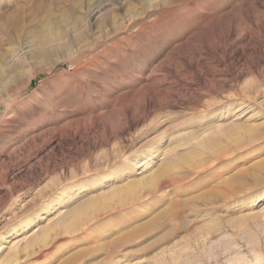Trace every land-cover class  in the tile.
Listing matches in <instances>:
<instances>
[{
    "label": "rangeland",
    "instance_id": "rangeland-1",
    "mask_svg": "<svg viewBox=\"0 0 264 264\" xmlns=\"http://www.w3.org/2000/svg\"><path fill=\"white\" fill-rule=\"evenodd\" d=\"M261 195L264 0H0V264H264Z\"/></svg>",
    "mask_w": 264,
    "mask_h": 264
},
{
    "label": "bare ground",
    "instance_id": "bare-ground-1",
    "mask_svg": "<svg viewBox=\"0 0 264 264\" xmlns=\"http://www.w3.org/2000/svg\"><path fill=\"white\" fill-rule=\"evenodd\" d=\"M42 56H44V55H42ZM26 59H24L23 61H22V63H24V61H25ZM72 64V63H71ZM55 65V62H47L46 64H43V66H44V68H41V69H39V71H37L36 73H30V72H24L23 70H21V73H17V74H15V78H14V80H12V82H11V84H9V85H7V86H3L2 84H1V87H2V92L3 91H5V93H3V99L5 98V97H7V95H10L12 92H14V87H15V84L14 83H17V86L19 85V84H21L22 83V81H23V79L25 78V81H24V83H23V85L22 86H20L19 87V89H24V88H26L29 84H30V81H31V78L32 77H34V76H36V74H38V73H40V72H43V71H47V70H49V69H51L53 66ZM21 66H23V65H21ZM72 66V65H71ZM24 75H25V77H24ZM2 97V96H1ZM2 99V100H3ZM4 101V100H3ZM7 101V100H6ZM4 103V102H3ZM6 109H8V106H6ZM148 155V154H147ZM147 155H144L143 156V159H144V161H143V163H142V166L143 167H146L145 166V164L148 166V163H147ZM166 157V156H165ZM166 160L167 161H170L168 158H166ZM164 161V160H163ZM162 162V161H161ZM135 164L133 163V164H131V168H132V166H134ZM130 166V165H129ZM151 170V169H150ZM169 167L168 166H163V167H160L159 169H157L156 171H152V172H150L149 174H147V175H145V176H143L142 178H140L139 180H136V181H134V182H132V183H130V184H128L127 186H124V187H122V188H120V189H118L117 191H114V192H112L113 194L112 195H116V196H123V198H124V196L126 197L127 196V198H129V197H132V198H134V203L137 201V200H141L142 198H145V197H147V196H149V195H151L152 193H155L158 189H162L166 184H168L169 182H170V180H165L164 178L166 177V176H168L169 174ZM111 193V192H110ZM253 197V196H252ZM262 197H264V195H261V197L260 198H262ZM119 198V197H118ZM225 200V199H224ZM183 201V200H182ZM182 201H180L179 199L176 201V203H174L175 205H174V208H172L171 209V213L173 212V214L174 215H172L173 216V218H175V216H180L181 214H182V212L185 210V208H186V201L185 202H182ZM188 202V201H187ZM93 203V202H92ZM92 203H90V204H92ZM94 205V204H93ZM124 207V206H123ZM264 207V206H263ZM81 211H82V209L81 208H79V209H75L72 213H71V218L70 219H72L73 221H76L77 220V218L80 216V214H81ZM166 212V211H165ZM169 213V212H168ZM167 214V213H166ZM168 215V214H167ZM167 215H165V216H167ZM161 216V220H160V223L162 222V221H164L163 219H162V217L164 216V214H163V216L162 215H160ZM164 218V217H163ZM168 220V219H167ZM71 220H66V219H64V220H60V221H58L57 223H56V225H60L61 223L62 224H66V225H68L69 223H71L70 222ZM170 220H168V222H169ZM164 225L165 224V222H162L161 224H160V226L161 225ZM156 226H158V225H156V223L155 224H149L148 226H146L144 229H143V231L142 232H146L147 230H148V228L150 229V230H152V229H154V227H156ZM159 226V227H160ZM41 229V228H40ZM141 232V233H142ZM43 233V231L42 232H40V233H38V235H37V239H39V237L41 236V235H43L42 234ZM140 233V234H141ZM131 241V237H125L124 238V240L121 242L120 241V244H125V243H128V242H130ZM114 244H117V243H114ZM110 247H113V246H111L110 245ZM19 251V250H18ZM18 252L16 251V250H13V251H11L10 253H9V256H15L16 254H17ZM175 253H177V251L176 252H174V254ZM173 255V254H172ZM13 259V258H12ZM21 262V260H14V262H12V263H10V264H21L20 263ZM68 262V261H67Z\"/></svg>",
    "mask_w": 264,
    "mask_h": 264
}]
</instances>
